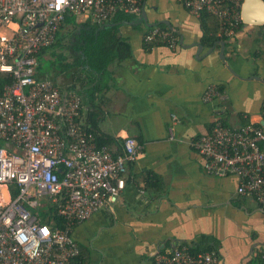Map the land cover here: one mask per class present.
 Masks as SVG:
<instances>
[{
    "label": "crops",
    "instance_id": "0c3cea01",
    "mask_svg": "<svg viewBox=\"0 0 264 264\" xmlns=\"http://www.w3.org/2000/svg\"><path fill=\"white\" fill-rule=\"evenodd\" d=\"M145 11L147 27L170 21L174 47L146 44L143 21L130 20L118 26V33L131 55L95 78L97 88L94 82L93 89L81 88L82 69L71 68L70 76L75 73L66 84L58 83L61 74L55 77L61 90L78 94L82 124L109 138L105 146L112 153L121 152L126 137L141 144L137 158L127 163L121 193L73 227L84 264H150L157 253L183 244L212 246L220 264L264 259V208L236 193L233 175L207 173L192 145L211 130L218 113L227 126L263 125L264 83L255 78L264 80V26L241 33L243 24L232 36L221 37L217 19L207 14L219 37L211 43L208 35L204 38L202 15L190 13L182 0H146ZM220 41L237 75L220 60ZM209 84L219 93L205 101Z\"/></svg>",
    "mask_w": 264,
    "mask_h": 264
},
{
    "label": "built area",
    "instance_id": "2783aa9c",
    "mask_svg": "<svg viewBox=\"0 0 264 264\" xmlns=\"http://www.w3.org/2000/svg\"><path fill=\"white\" fill-rule=\"evenodd\" d=\"M145 1L0 0V76L9 78L0 95V264H77L80 248L73 227L124 189L127 163L137 158L141 144L126 137L116 154L98 146L95 134L81 122L80 97L40 76L37 54L55 42L68 15L77 23L97 25L118 13L141 19ZM243 3L182 0L190 13L214 16L221 37L232 36L244 24ZM174 32L154 25L145 30L143 41L148 45L165 41L174 47ZM218 93L217 85L209 84L203 99L210 101ZM260 114L263 125L231 127L218 113L211 130L192 145L207 173L233 175L236 193L264 208V99ZM169 132L172 135L171 127ZM43 197L46 202L41 203ZM41 204L44 212L54 207L62 225L53 219L43 221ZM220 261L214 250L193 251L183 244L157 253L150 264Z\"/></svg>",
    "mask_w": 264,
    "mask_h": 264
},
{
    "label": "trees",
    "instance_id": "16d2710c",
    "mask_svg": "<svg viewBox=\"0 0 264 264\" xmlns=\"http://www.w3.org/2000/svg\"><path fill=\"white\" fill-rule=\"evenodd\" d=\"M133 18L130 16H125L122 14H116L115 17L108 23L103 24H91L88 21L75 24V17L74 16H66L60 31L58 33V36L55 40V42L45 49H42L37 54V60L39 63V60L41 57L44 56V54L47 51L51 52V56L53 58H59V60H62L63 63V69L66 71H69L71 68L82 69L80 71L81 74H84L86 82L85 81H79L80 86L82 89H85L88 91L91 87V83L94 82L93 88H97L100 82L96 81L98 77L101 78L104 76L107 72V67L115 61H122L126 58H128L131 55V48L130 45L126 42L124 38H122L118 33V26L124 22H128L132 20ZM201 20V27L204 32V38L207 37L211 39V43L215 40H217V37L215 35V31H217V24L208 23V16L207 14H202L200 17ZM67 25H74V33H73V39H68V42L66 44V49H69V52L71 53L70 61L67 60V55H64L63 53H55L52 51L53 48H56L60 45V42L62 39L65 38V34L61 35V29ZM160 28L168 29L169 27L164 23H158ZM148 27L146 26V29ZM145 29V30H146ZM212 34L209 36V34ZM50 56V55H49ZM50 56V57H51ZM39 69V65L37 66V70ZM61 70L64 72V70ZM75 73V72H74ZM74 73L71 74V76L74 75ZM80 77V76H79ZM48 78L52 79L54 82L55 78L53 76H49ZM9 81V78L7 76H0V95L2 93V87L3 85ZM84 82V83H83ZM92 88V89H93ZM73 89V88H72ZM88 131H91L95 134L96 138V144L98 146L107 145L110 142V139L102 136L100 134L95 133L92 129L89 127H86ZM3 143L0 140V146H2ZM4 196L6 195L5 190L3 191ZM41 219L47 223L51 222V219H53L54 224L62 225V220L59 216L55 213V208L50 207L49 212L41 211ZM52 223V224H53ZM214 248L206 246L201 247L198 246L196 249H193V251H200V250H213ZM85 259V253H83V249H80V253L78 257L75 258V262L77 264H84ZM264 264V259L260 258H252L250 261V264Z\"/></svg>",
    "mask_w": 264,
    "mask_h": 264
},
{
    "label": "rangeland",
    "instance_id": "374dc122",
    "mask_svg": "<svg viewBox=\"0 0 264 264\" xmlns=\"http://www.w3.org/2000/svg\"><path fill=\"white\" fill-rule=\"evenodd\" d=\"M147 25L144 24L143 22V27H146ZM141 27V26H140ZM66 33V34H65ZM73 33H74V27L72 26H65L63 28V30L61 29V35L65 34V38L61 40L60 45L56 48H53L52 51L55 53H63L64 55H67V58L65 61L67 62V60H69L70 58L68 57V55L70 56L71 53L69 52V49H66V44L68 42V39H73ZM50 51H47L45 53V55L43 57L40 58L39 60V69L38 72L39 74H43L45 77H49L50 75L53 74V77H57L60 75V77H58V81H56V83H60L63 82V84L69 83L70 80L72 79V76H70L71 73V69L69 71H66L63 69L62 60H59V58H53ZM64 70V72L62 73L61 70ZM47 75V76H46ZM71 77V78H70ZM41 203L46 202V198H41L40 199ZM45 206L41 204V206L39 207V211L41 213V211L45 210Z\"/></svg>",
    "mask_w": 264,
    "mask_h": 264
},
{
    "label": "water",
    "instance_id": "95a60500",
    "mask_svg": "<svg viewBox=\"0 0 264 264\" xmlns=\"http://www.w3.org/2000/svg\"><path fill=\"white\" fill-rule=\"evenodd\" d=\"M146 3V1H145ZM241 16L243 19L244 24H246L245 27H243L241 33H247L250 29L254 28L257 25L264 24V1L262 0H244V3L242 5L241 10ZM141 21L147 22V14L145 11V4L141 15ZM160 23L166 24L169 28L173 29L171 26L170 21L163 20L160 21ZM149 26V25H148ZM153 26V25H152ZM179 43L183 46V40L182 36L180 37ZM225 41H220V44L222 45L221 53H220V60L225 64L226 68L233 74L237 75V73L234 71V69L231 67L229 62L227 61V55L223 53V47H224ZM198 47H200L197 43H195ZM255 79H258L261 83H264V80H262L260 77H257Z\"/></svg>",
    "mask_w": 264,
    "mask_h": 264
},
{
    "label": "flooded vegetation",
    "instance_id": "af4514ba",
    "mask_svg": "<svg viewBox=\"0 0 264 264\" xmlns=\"http://www.w3.org/2000/svg\"><path fill=\"white\" fill-rule=\"evenodd\" d=\"M156 26L160 27L158 24H156ZM159 43L162 44V45H165V46L169 47L168 44L165 41H162V43L161 42H159ZM149 45L152 46V44H149ZM38 65H39V63H38Z\"/></svg>",
    "mask_w": 264,
    "mask_h": 264
},
{
    "label": "clouds",
    "instance_id": "9594fccd",
    "mask_svg": "<svg viewBox=\"0 0 264 264\" xmlns=\"http://www.w3.org/2000/svg\"><path fill=\"white\" fill-rule=\"evenodd\" d=\"M132 20H134V19H132ZM148 27H151V26H148Z\"/></svg>",
    "mask_w": 264,
    "mask_h": 264
}]
</instances>
